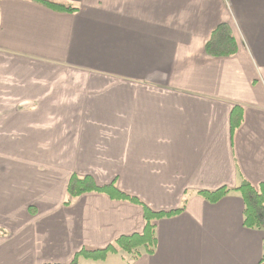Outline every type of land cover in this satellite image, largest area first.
Listing matches in <instances>:
<instances>
[{"label":"crops","instance_id":"obj_1","mask_svg":"<svg viewBox=\"0 0 264 264\" xmlns=\"http://www.w3.org/2000/svg\"><path fill=\"white\" fill-rule=\"evenodd\" d=\"M65 1L0 0V264H69L143 232L142 204H65L73 174L154 212L188 197L155 220L154 253L78 264H264L240 192L198 193L264 183V0ZM221 23L235 55L205 51Z\"/></svg>","mask_w":264,"mask_h":264},{"label":"trees","instance_id":"obj_2","mask_svg":"<svg viewBox=\"0 0 264 264\" xmlns=\"http://www.w3.org/2000/svg\"><path fill=\"white\" fill-rule=\"evenodd\" d=\"M32 1L61 12H74L77 9L65 0ZM205 51L208 55L215 57H229L237 53V41L229 24L221 23L212 30L210 37L205 43ZM238 110L239 109L235 107L232 113V132L241 123ZM232 190L240 192L243 197L245 203L244 225L248 228L264 230V183H261L257 187L248 180L243 179L235 189L222 187L215 191L202 190L198 193L207 200L215 202ZM91 191L103 192L113 198L142 204L144 207L145 227L141 233L123 235L116 238L105 248L95 250L82 248L75 254L73 260L69 264H78L81 257L92 260H105L110 253L124 252L125 254L133 255L134 257H137L143 252L149 254L154 253L157 246L155 220L182 212L186 208L188 202V197L185 195L182 204L178 209L169 212H154L136 197L121 192L117 189L114 183L107 186H98L90 176L80 177L73 174L67 187L65 204H70L80 195Z\"/></svg>","mask_w":264,"mask_h":264}]
</instances>
